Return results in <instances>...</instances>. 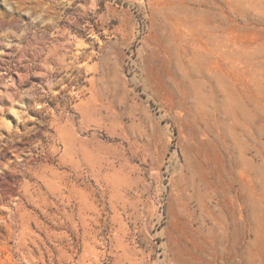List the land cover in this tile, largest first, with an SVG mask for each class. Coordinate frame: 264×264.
Instances as JSON below:
<instances>
[{
  "label": "rangeland",
  "instance_id": "374dc122",
  "mask_svg": "<svg viewBox=\"0 0 264 264\" xmlns=\"http://www.w3.org/2000/svg\"><path fill=\"white\" fill-rule=\"evenodd\" d=\"M249 261L264 0H0V264Z\"/></svg>",
  "mask_w": 264,
  "mask_h": 264
},
{
  "label": "crops",
  "instance_id": "0c3cea01",
  "mask_svg": "<svg viewBox=\"0 0 264 264\" xmlns=\"http://www.w3.org/2000/svg\"><path fill=\"white\" fill-rule=\"evenodd\" d=\"M217 171H218V173H217ZM220 173L221 172L219 169L215 170L213 172L214 180L208 184V191L211 190L213 192V194L215 196H217V198L219 199V202H217V205H215V206L219 207L218 210L217 211L213 210V215H214L215 221H217L218 224L221 221V216H220V207H221L220 201L221 200H220V198L222 195V184H221V174ZM236 191H237V194H240V188L238 186L236 188ZM250 207H251V197H249V214H251V208ZM249 264H251V261H249Z\"/></svg>",
  "mask_w": 264,
  "mask_h": 264
},
{
  "label": "bare ground",
  "instance_id": "6f19581e",
  "mask_svg": "<svg viewBox=\"0 0 264 264\" xmlns=\"http://www.w3.org/2000/svg\"><path fill=\"white\" fill-rule=\"evenodd\" d=\"M220 171H222V170H220ZM217 173H218V171H217ZM220 174H221V173H220ZM218 176H219V175H218ZM213 184H214V183H213ZM236 237H237V241H238V242L242 240V236H241V235H237Z\"/></svg>",
  "mask_w": 264,
  "mask_h": 264
}]
</instances>
